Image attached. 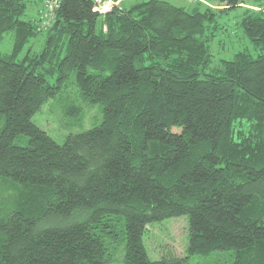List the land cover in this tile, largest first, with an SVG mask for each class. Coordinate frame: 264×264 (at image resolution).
I'll list each match as a JSON object with an SVG mask.
<instances>
[{
  "label": "trees",
  "instance_id": "obj_1",
  "mask_svg": "<svg viewBox=\"0 0 264 264\" xmlns=\"http://www.w3.org/2000/svg\"><path fill=\"white\" fill-rule=\"evenodd\" d=\"M209 1L60 0L35 51L27 0H0V264H264V0L238 20L249 47L218 60L216 11L245 2ZM69 79L101 120L59 144L31 118ZM179 215L186 255L150 259L146 226Z\"/></svg>",
  "mask_w": 264,
  "mask_h": 264
},
{
  "label": "rangeland",
  "instance_id": "obj_2",
  "mask_svg": "<svg viewBox=\"0 0 264 264\" xmlns=\"http://www.w3.org/2000/svg\"><path fill=\"white\" fill-rule=\"evenodd\" d=\"M46 0H27L26 16L35 20L36 36L31 39L30 46L33 50H40L43 45L45 33L53 20H41L42 12L45 10ZM139 0H119L118 6H128ZM176 5L189 6L200 1L203 6L212 9L221 7L217 1L209 0H167ZM243 7H237L225 12L216 11L215 20L217 31L215 41L212 43V53L215 59L229 58L236 51L249 47L250 41L244 35L238 20L241 16L242 8L252 7L253 0H244ZM257 8V7H256ZM42 21V24H41ZM210 23V22H209ZM12 32L5 33L0 43V52L9 53L12 47ZM71 103L81 107L79 117L70 118L66 116L65 108ZM32 121L41 129L45 130L57 143L61 144L69 133L97 125L101 120V113L97 104L80 105V99L76 94V87L69 79L67 87L61 93L47 100L41 108L32 116ZM27 136H19L14 143L24 145ZM188 240V221L186 215H179L165 218L158 222L148 224L142 234V241L147 255L150 259H158L162 255L172 252L176 255H186V244ZM121 255L117 254L118 263ZM235 253L232 250H214L207 255L193 254L189 256V264H233Z\"/></svg>",
  "mask_w": 264,
  "mask_h": 264
},
{
  "label": "built area",
  "instance_id": "obj_3",
  "mask_svg": "<svg viewBox=\"0 0 264 264\" xmlns=\"http://www.w3.org/2000/svg\"><path fill=\"white\" fill-rule=\"evenodd\" d=\"M93 3V10L100 14L108 12L112 7L118 5L119 0H91ZM45 10L42 12L41 20H53L55 17L56 10L59 6L60 0H46ZM41 21V24H42Z\"/></svg>",
  "mask_w": 264,
  "mask_h": 264
}]
</instances>
